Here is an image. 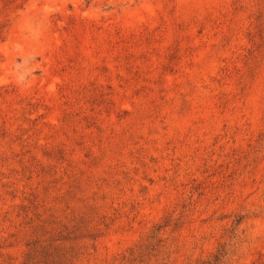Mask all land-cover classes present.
<instances>
[{"label":"rangeland","instance_id":"obj_1","mask_svg":"<svg viewBox=\"0 0 264 264\" xmlns=\"http://www.w3.org/2000/svg\"><path fill=\"white\" fill-rule=\"evenodd\" d=\"M54 254L264 264V0H0V264Z\"/></svg>","mask_w":264,"mask_h":264},{"label":"trees","instance_id":"obj_2","mask_svg":"<svg viewBox=\"0 0 264 264\" xmlns=\"http://www.w3.org/2000/svg\"><path fill=\"white\" fill-rule=\"evenodd\" d=\"M44 249H46V246L43 247ZM53 261L52 264H63L64 263V256L63 254H54L53 256ZM215 260H218V257H215ZM206 264H210V263H206Z\"/></svg>","mask_w":264,"mask_h":264}]
</instances>
